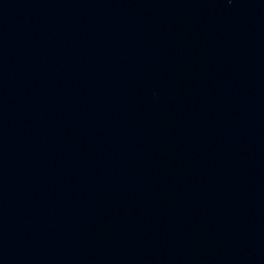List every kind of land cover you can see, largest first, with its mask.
I'll list each match as a JSON object with an SVG mask.
<instances>
[{"label":"water","instance_id":"95a60500","mask_svg":"<svg viewBox=\"0 0 264 264\" xmlns=\"http://www.w3.org/2000/svg\"><path fill=\"white\" fill-rule=\"evenodd\" d=\"M0 264H264V0H0Z\"/></svg>","mask_w":264,"mask_h":264}]
</instances>
